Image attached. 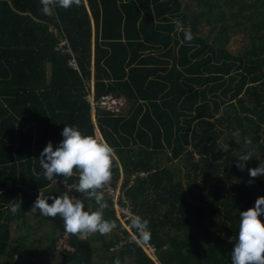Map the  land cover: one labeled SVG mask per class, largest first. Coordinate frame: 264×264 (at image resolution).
<instances>
[{
  "label": "trees",
  "instance_id": "16d2710c",
  "mask_svg": "<svg viewBox=\"0 0 264 264\" xmlns=\"http://www.w3.org/2000/svg\"><path fill=\"white\" fill-rule=\"evenodd\" d=\"M86 2L44 14L40 0H0V264H231L239 213L264 197V176L249 185L236 167L247 151V168L264 163V0ZM62 38L78 69L57 49ZM106 94L125 99L119 114L97 106ZM64 126L98 129L115 150L112 185L122 179L130 211L148 222L158 263L129 240L106 194L104 218L117 228L73 235L74 253L58 250L59 216L31 213L40 191L65 192L38 160Z\"/></svg>",
  "mask_w": 264,
  "mask_h": 264
},
{
  "label": "clouds",
  "instance_id": "9594fccd",
  "mask_svg": "<svg viewBox=\"0 0 264 264\" xmlns=\"http://www.w3.org/2000/svg\"><path fill=\"white\" fill-rule=\"evenodd\" d=\"M41 11L47 14L57 5L68 9L73 5L79 6L81 0H40ZM176 31L184 33L186 42L194 39L190 30L185 29L180 20H174ZM62 140L53 147L49 141L39 156L40 175L52 184L66 183V179L74 174L78 175V183L74 191L83 198L70 195L65 191L58 197H46L41 191L31 206V213L39 212L44 217L55 218L59 216L64 222L66 233L72 235L88 236L94 233L107 235L117 228L114 221L104 218V211L108 208L104 189L112 179L113 159L115 150L107 143L101 142L91 135H84L75 126H64L61 132ZM251 145V140L245 142V147ZM220 151L228 153V144L221 145ZM252 152L242 154L236 163L240 171H248L249 185L254 183V178L264 176V163L254 169L247 168ZM51 199L53 202L48 203ZM93 199L96 204L94 211H87L85 200ZM20 210V203L10 205V211L16 214ZM264 197H258L253 208L239 213V230L234 237V248L230 253L231 264H264ZM132 226L141 234L143 239H148V222L136 217ZM114 264H120L116 260Z\"/></svg>",
  "mask_w": 264,
  "mask_h": 264
},
{
  "label": "built area",
  "instance_id": "2783aa9c",
  "mask_svg": "<svg viewBox=\"0 0 264 264\" xmlns=\"http://www.w3.org/2000/svg\"><path fill=\"white\" fill-rule=\"evenodd\" d=\"M57 49L70 53L72 58L68 62V66L73 69H78L76 59L66 39H63V38L60 39ZM86 99L92 106L93 111L95 112L96 103L94 101L93 91H91V94L88 95ZM125 104L126 102L124 98L117 97L113 94H106L101 97L97 106L101 107L108 114L117 115L125 107ZM95 138H97L101 142H104L98 129L95 130ZM64 188H65V191H71L70 195L77 196L74 191V188H75L74 184H69L66 182L64 183ZM104 193L113 202V206L115 208L117 218L122 223V225L125 227V229L129 232L130 234L129 240L139 242L143 250L146 252V254L154 262L158 263L157 258L155 256V249L147 242V240L142 238V234L139 231H138L139 235L133 234L131 231L133 227L132 220L135 219L137 216L132 214V212L130 211L127 201L125 199V196L121 191V187H118V186L117 188L113 187L112 182L110 181V184L106 186V188L104 189ZM72 236H73L72 234L66 233L65 229H63L61 236H60L58 250L64 253L65 252L74 253L75 251L74 247L71 246L70 244V240Z\"/></svg>",
  "mask_w": 264,
  "mask_h": 264
},
{
  "label": "rangeland",
  "instance_id": "374dc122",
  "mask_svg": "<svg viewBox=\"0 0 264 264\" xmlns=\"http://www.w3.org/2000/svg\"><path fill=\"white\" fill-rule=\"evenodd\" d=\"M241 38H242V36H238L236 39H235V41H234V51H236L237 50V48H238V44L240 43V41H241ZM120 181L122 182V179H120ZM121 182H119L118 183V187H120V185H121Z\"/></svg>",
  "mask_w": 264,
  "mask_h": 264
},
{
  "label": "crops",
  "instance_id": "0c3cea01",
  "mask_svg": "<svg viewBox=\"0 0 264 264\" xmlns=\"http://www.w3.org/2000/svg\"><path fill=\"white\" fill-rule=\"evenodd\" d=\"M85 1V5L87 6V2H86V0H84ZM93 82H94V80L92 79V81H91V84H92V91H93ZM93 112V117H94V115H95V112L94 111H92Z\"/></svg>",
  "mask_w": 264,
  "mask_h": 264
}]
</instances>
